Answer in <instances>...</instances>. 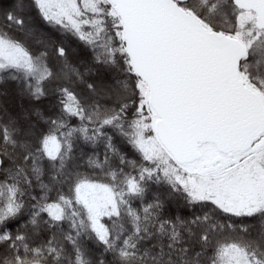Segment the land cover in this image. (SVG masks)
Instances as JSON below:
<instances>
[{
  "label": "snow or ice",
  "instance_id": "obj_1",
  "mask_svg": "<svg viewBox=\"0 0 264 264\" xmlns=\"http://www.w3.org/2000/svg\"><path fill=\"white\" fill-rule=\"evenodd\" d=\"M0 264H264V0H0Z\"/></svg>",
  "mask_w": 264,
  "mask_h": 264
}]
</instances>
